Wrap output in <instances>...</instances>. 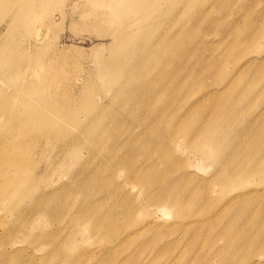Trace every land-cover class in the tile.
I'll use <instances>...</instances> for the list:
<instances>
[{
	"label": "rangeland",
	"instance_id": "rangeland-1",
	"mask_svg": "<svg viewBox=\"0 0 264 264\" xmlns=\"http://www.w3.org/2000/svg\"><path fill=\"white\" fill-rule=\"evenodd\" d=\"M173 1L0 0V253L6 264H230L228 249L248 255L249 239L234 245L228 239L250 235L252 226L264 229V155L254 151L264 148V122L244 111L264 97V29L253 42L233 36L250 34L254 20L264 24V0ZM121 52L127 59L131 53L132 65L107 70V60ZM224 53L233 55L232 63ZM178 75L181 81L174 80ZM168 90L165 98L153 96ZM62 109L76 119H102L101 141L47 140L49 126L28 121L32 113ZM183 110L184 123L167 129ZM154 112L161 114L148 120ZM187 124L200 129L188 134ZM92 127L88 122L86 129ZM138 131L133 145L122 146ZM205 131L216 133L222 151L214 161L200 159L211 153ZM229 143L238 154L232 158L223 153ZM148 162L155 170L140 172ZM242 173L249 180L223 187ZM156 189L184 204L171 211L194 209L183 211L192 216L147 206ZM201 216L209 219L196 221ZM225 226L232 238L222 235ZM73 229L83 233L68 240ZM44 232L47 239L33 241ZM58 246L70 251L60 254Z\"/></svg>",
	"mask_w": 264,
	"mask_h": 264
},
{
	"label": "bare ground",
	"instance_id": "bare-ground-1",
	"mask_svg": "<svg viewBox=\"0 0 264 264\" xmlns=\"http://www.w3.org/2000/svg\"><path fill=\"white\" fill-rule=\"evenodd\" d=\"M187 1H190V0H175L172 2L173 5H176V4H184V2H187ZM196 3V2H195ZM30 5H32L30 2L26 1L23 6L24 8H28ZM234 10L233 9H230L229 12L232 13ZM264 22V21H263ZM262 22V23H263ZM233 24H229L228 27H232ZM251 30H247V33H250V34H246L245 32L243 31H238L236 30V33L234 34V41L235 42H238V40L241 38V37H246V40L244 41H249V42H253L255 39L259 38L260 37V29H264V24L261 25L257 22V20H254V24L251 26ZM136 35V33L132 34V37H134ZM162 38H166V36H163ZM234 43V42H233ZM232 43V44H233ZM231 44V45H232ZM263 57V61H264V51L259 54ZM224 60L229 61L230 63L233 62L234 60V57L231 53H224L222 54L221 56ZM259 56L258 55H254V56H251V57H248L246 60L243 61L244 62H247V61H251V60H254V59H257ZM132 62V58H131V53H130V56L129 58L127 59V54L124 53V52H121L119 54H117L115 57L113 58H110L107 60L106 62V69L107 70H115L117 72H123L124 70H126L127 68H129L132 64L130 63ZM235 62V61H234ZM252 62V61H251ZM235 64V63H234ZM242 64V63H241ZM239 64V66L241 65ZM238 68V67H237ZM237 68L236 70L233 71V76L235 74H237ZM208 74H205V77H207ZM217 77H214L213 79L215 80ZM174 80H179L181 81V77L180 75H178L177 78H175ZM213 80V81H214ZM225 80V77L222 79V81ZM1 82H4L1 78H0V83ZM5 83V82H4ZM127 85H124V86H121V87H118V90H121L123 88H126ZM171 87V86H170ZM183 87L184 85H182V88H181V92L183 90ZM0 91L2 93L5 92V90H3L1 87H0ZM172 90H168V92H164L162 93L161 95H157V91L155 94H153L154 97L158 98L159 96H161L162 98H165L167 96V94L171 93ZM70 100L72 101H75V97H73L72 93L70 94ZM117 98V94H115L114 96L111 97V101H115ZM70 100H66V103L69 105L70 104ZM102 104V103H100ZM97 109L100 110V112L102 113L103 111V107H101L100 105H96L95 106ZM166 107H162V110H164ZM246 109V110H245ZM244 111L248 112V113H251V116L255 115L252 119H256L257 116L261 115L260 117H258L257 119L260 120L259 123H263L264 122V116H262L264 114V97H260L259 101L256 102L255 104L253 105H247L245 108H244ZM163 113V112H162ZM161 113H157V112H154V113H150L146 116V118L150 121L152 120H155ZM185 111H181L179 113H175L174 115H172L170 118V120L168 121V124H167V129H170L172 127H175V126H180L182 125V123H184L185 121ZM162 118V116H161ZM107 119V118H106ZM256 119V120H257ZM39 120H42V123H45L49 126L50 128V135L46 136V139L47 140H50L52 137L56 140V141H64V138L66 136H69V135H72V136H80L78 137L79 139L78 140H82L84 142H90V144H93V143H96L95 141L97 140H100L99 136L100 134L102 133V131L100 130L99 126L100 124L102 123V119L98 118V117H94V116H90V117H86L84 120H82L81 118L79 119H76L72 116V111H68V110H63L59 113V114H56V113H50L46 116H41L40 113H32L28 116V121L29 122H36V121H39ZM108 121V127L106 129H110L112 128L113 126V123L111 120L107 119ZM88 122H91L93 124V127L89 130L86 129L87 127V123ZM244 125H246V121L243 120L242 121ZM139 126V125H138ZM187 130H188V134L190 132H192L193 130H199L200 128H191V124H187ZM144 126L141 125V129H143ZM190 128V129H189ZM168 131V130H166ZM140 131H138L136 134H133V133H128L125 137H124V142H122V146H131L133 145L136 140L139 138L136 136L138 135ZM203 136L205 137H208V140L206 142V144L204 145V148L206 150H211V153L210 155H202L200 159L202 160H210V161H214V158L215 157H219L222 153L221 150H219L217 147V135L215 132H203ZM200 138V136H198ZM88 140V141H87ZM118 140V137L117 139L115 140V142ZM101 141V140H100ZM150 143V142H149ZM149 143H146V146H149L150 144ZM62 143L59 144V147L62 146L61 145ZM116 146V145H115ZM157 149H159V146H155ZM253 148V147H252ZM254 151H256L258 153V155H264V148H258L255 149L254 148ZM223 153L228 157V158H232L236 155H238L236 152H232V148H231V144L229 143L228 144V147L223 150ZM160 162L165 165L167 160H165V157L160 159ZM9 163V167H12V168H16L17 165L13 162H7ZM149 165H146V166H143L141 168H139V171H154V165L153 163H147ZM170 170L172 171V169H169V168H166L165 169V172H170ZM132 171V170H131ZM264 172V168L261 169V172ZM264 174V173H263ZM264 178V177H263ZM246 180H249V176L248 174L246 173H242V174H235L234 177H232L231 179H229L228 182L224 183L223 184V187H235L236 185H238V183H242ZM151 178H149V180L144 183V187L148 190L152 189L149 187V185L151 184ZM232 190V189H230ZM153 191V190H152ZM251 191H255V189H252ZM249 191L247 192H237V193H234L232 196L228 197L227 198V201L229 200H232L234 198H237L238 196L240 195H243V194H246L248 193ZM29 195V194H28ZM30 197V196H29ZM260 197L264 198L263 195H261ZM23 198H26V197H22ZM89 195H86V197H83L81 199V202L82 204L84 205L85 203H88L89 201ZM21 199V200H22ZM27 199V198H26ZM29 199V198H28ZM36 201V204L38 205V199L35 200ZM42 201V199H40V202ZM116 201H118V199H116ZM146 202V205L148 206H155V207H159L160 210H165L166 213H176V214H182L183 215V211H185L186 209L187 210H190V213H192L194 211V209H188V208H185V207H181L180 209H178L177 211H171L170 210V206H174V205H180V206H184V204H181L182 202H177V201H170V200H166L164 198H162L159 190H154L152 192V196H148L145 200ZM260 210V209H259ZM78 213L81 215L83 214V212L81 211H78ZM192 216V214L190 215H183L184 218H188ZM205 218V219H204ZM196 219H200V220H196V221H203L206 220V219H209V217H205V216H201V217H198ZM94 225L92 226V231L94 232H98L100 229H98V225H97V222H96V217L94 216L91 220ZM195 221V220H194ZM108 230H102L100 232V234H98L99 236L101 237H105L104 235H107ZM222 235L230 238L232 235H233V229L231 227H224L222 230ZM83 233V231L80 229H73L71 230L70 232V235L68 237V240H70V237L71 236H74V235H78V234H81ZM249 233L250 235H244L243 233L241 234H237V232H235V235L232 236V237H236L237 239H233V240H229L228 239V242L230 243V245H234V243L236 242H239V243H243V242H246L248 239H249V242L248 244L246 245L245 248H247L246 250V253L248 255L245 254V252H242L240 255L238 253L233 252L231 249H228L226 251V259L227 260H230L231 263L230 264H262L264 262V255H261V253H258V251L262 250L264 248V229H256L255 227L252 226V228H250L249 230ZM251 234H253L254 236H252ZM47 236L48 234H46L45 232L44 233H38V234H35L32 238H33V241L35 240H45L47 239ZM231 237V238H232ZM256 242V243H255ZM55 249V247H53ZM70 251V247H67V246H58L57 247V252H59L60 254L61 253H68ZM5 252H2L0 253V259H2V263L0 264H6L7 262L4 261L3 258H5ZM256 256V257H254ZM68 263H70L68 261ZM13 264H20L19 262H14Z\"/></svg>",
	"mask_w": 264,
	"mask_h": 264
}]
</instances>
